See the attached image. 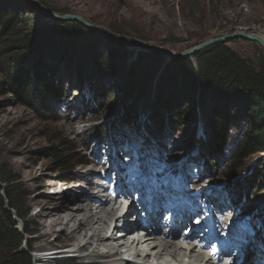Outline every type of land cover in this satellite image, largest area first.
Returning <instances> with one entry per match:
<instances>
[{
  "label": "rangeland",
  "instance_id": "1",
  "mask_svg": "<svg viewBox=\"0 0 264 264\" xmlns=\"http://www.w3.org/2000/svg\"><path fill=\"white\" fill-rule=\"evenodd\" d=\"M38 1L50 11L81 15L90 23L139 45L159 46L176 52L222 34L238 30L249 32L246 28L252 24L264 28V0ZM30 2L0 0V9L28 11L32 27L44 23L76 22L50 18L38 12ZM21 25L24 31L31 30L25 22ZM85 30L92 32L88 43L97 55L96 61H99L100 54L120 47L119 43L99 32L87 27ZM10 42L5 40L0 44V163L12 168L21 186L30 193L27 201V206L32 209L30 214L24 221L16 220L20 231L27 227L34 232L27 238L33 250V264H100L109 259L105 247H101L99 253L89 254L87 250L74 255L75 247L83 245L86 240L83 237L79 241L72 240V226L63 224L51 229V219L43 218V207L58 206L60 195L65 198L81 197L86 193L99 196L102 194L97 191L99 183L109 187L112 195L116 192L114 183L128 193L133 192L132 188L138 189L132 198L118 200L116 208H121L114 215L121 218L126 205L133 204L134 212L123 214L124 219L141 225L143 220L135 212L139 206L133 201L144 199L147 194L148 204L152 207L150 215L156 198L165 204V194L174 195L170 189L176 187V195L192 202L199 213L203 215L208 211L215 219L218 217L212 227V231L218 234L216 240L226 233L233 236L234 244L219 247L218 241L213 243L217 250L219 247L223 254H228H221L223 259L219 264H264V148L255 145L253 153H248L249 146L240 150L249 127L248 116L241 105L228 109V131L219 138L210 130V123L215 119L212 104L207 106L206 116L200 111L193 120L190 114L180 117L181 107L175 100L173 108L159 103V98L163 102L165 97L160 92L167 86V66L171 60L178 59H167L161 53L144 54L147 52L126 47L128 54L121 72L114 66L109 73L103 74L98 71L94 60L89 59L85 68L87 72L93 69L92 73L88 72L81 81L74 67L66 62L69 59L62 57L63 51H54L55 46L47 47L39 69L46 80L53 81L61 95L53 101L32 98L28 103L11 84L9 76L15 51L7 47ZM226 44L251 60H256L258 50L262 49L258 43L241 38ZM151 58L156 60L153 63L158 67L150 79V89L138 101L131 114L133 119L128 122L121 99L125 68L139 59L144 62ZM114 62L120 64L122 59ZM62 142L75 148L73 164L80 160L86 163L76 165L70 172L60 167L49 154V149ZM89 168L101 178L108 175L110 179L93 176L96 184L88 183L83 174ZM65 177H70V181L62 180ZM159 215L153 221H157ZM176 215L172 212L170 216L174 218ZM170 216L160 220L165 227ZM68 218L65 216L63 223ZM192 221L182 226L180 232L192 231L189 227L193 225ZM177 222L179 225L185 223L182 217ZM201 230V234H206L207 229ZM27 245L24 244L26 248ZM139 249L140 256L132 251L123 257L127 264L143 260L149 247L142 244ZM38 250L47 252L49 259L36 261ZM53 252L55 258L51 257ZM169 258L177 264L174 258Z\"/></svg>",
  "mask_w": 264,
  "mask_h": 264
},
{
  "label": "trees",
  "instance_id": "2",
  "mask_svg": "<svg viewBox=\"0 0 264 264\" xmlns=\"http://www.w3.org/2000/svg\"><path fill=\"white\" fill-rule=\"evenodd\" d=\"M23 22L26 26H31L30 31L23 30ZM30 23L28 11L8 10L5 7L0 9V44L5 40L11 41L7 47H12L15 54L11 60L12 71L9 77L11 84L16 87L14 90L25 102L30 103L32 98L53 101L61 95L53 81L46 80L39 69L48 46H55L57 49L54 51H63L62 57L69 59V62H66L70 67H74L75 74L81 81H84L82 78L85 79L89 72L86 71L87 67L85 68L89 59L94 60V64L99 68L97 70L103 74L109 73L114 66H117V70L124 69L128 54L126 46L119 44V48L115 47L107 54H100L99 61H96L97 55L95 56L88 43L92 32L86 31L79 22H59L53 25L44 23L33 27ZM118 58L122 59L120 64L114 62ZM153 60L151 58L143 62L139 59L125 66L121 99L123 114L129 117L126 119L128 122L133 119L131 114L136 110L138 101L150 89V79L158 67ZM92 70L89 73H92ZM97 70L95 71L98 72ZM50 74L53 75L52 70ZM165 84L167 86L160 92L161 95L165 94V97L163 102L162 98H159V103L173 108L175 100L181 107L180 117L190 114L193 120H196L200 111L206 116L205 110L212 104L211 110L215 119L210 123V130L219 138L228 131V109L241 105L248 116L249 127L240 150L249 146L251 150L248 153H253L255 145L264 148L262 49L258 50L256 60H251L224 42L215 43L198 51L192 59L171 60L167 66ZM74 149L68 143L62 142L50 148L49 154L60 167L70 172L76 165L86 163L84 160L72 163ZM62 180L70 181V177ZM29 197L30 193L21 186L14 170L0 163V264H33V250L27 238L34 235V232L27 227L21 232L16 220L19 218L24 221L30 214L32 209L27 206ZM25 243H28L27 248Z\"/></svg>",
  "mask_w": 264,
  "mask_h": 264
},
{
  "label": "bare ground",
  "instance_id": "3",
  "mask_svg": "<svg viewBox=\"0 0 264 264\" xmlns=\"http://www.w3.org/2000/svg\"><path fill=\"white\" fill-rule=\"evenodd\" d=\"M93 176H95V178H101V175L95 173L93 168H89L83 174V179L90 184H96L93 183ZM108 178L109 176L107 175L106 178L103 177L101 179L104 180ZM99 184L96 186L98 188V193H102L99 196H95L94 194L89 196L86 193L81 197L65 198L63 195H60L58 196L60 202L58 206L43 207L45 210L43 218L51 219V229L63 224L65 227L72 226V231L70 233L71 239L79 241L83 237L86 240L83 245L78 244L75 247L72 251L74 255L81 254L87 250L90 251L89 254L99 253L100 248L105 247L107 249L105 254L109 259L100 264H127L125 262L127 259H123V257L129 255L132 251H134L137 256H140L141 252L139 247L143 244L148 246L149 249L145 250L143 260L135 264H151V260L153 264H174L173 259L169 257L174 258L177 264H219L223 259L221 254L224 253L219 247L227 243L230 245L233 241V236L227 235V233L226 235H220L216 240L218 234L212 231V227L215 226L214 220L218 219V217L215 219V217H213L214 214L211 212L210 225L207 224L208 220L206 221V219L203 220V224L201 223L200 226H197L195 222H193L194 227L192 231L181 233L180 231H182V228L201 213L193 206L192 202L190 203L187 200L184 201L180 195H176L174 191L176 187L170 189L173 191L174 195H171L170 192L165 194L167 198L165 204L162 203L159 197L156 198V203L150 215L149 209L152 207L148 204L147 194H145L146 197H144V199H136V201H133L139 206L135 212H137L140 215L139 218L143 220L141 225L138 224L137 221L135 223H130L127 221V218L124 219L125 214L130 215L134 212L133 204L126 205L127 207L124 211L122 207L121 210L123 213H121V218L118 219V215H114L121 208V206L116 208L118 200L122 198L127 199L129 196L132 198L134 194L138 193V189L132 188L133 192L128 193L120 189L117 183H114L116 185V192L112 195L109 187ZM148 192H151L149 187ZM179 200L180 202L183 201L180 207L177 208L176 206L180 203ZM155 209L157 210L154 211ZM172 212H175V215L176 212H179L180 215L177 214L172 218L170 216ZM154 213L160 214L156 219L157 221H153V218L157 216V214H155V217H152ZM141 215L144 216L141 218ZM166 215L170 217L168 219L169 223L168 225L165 224V227L164 223L160 222V220L162 217H166ZM38 216L41 217V214ZM65 216L69 218L66 223H63ZM180 217H182L185 222L182 225H179L177 222ZM201 217L202 216H200V218ZM199 229H207L204 231L206 234H201ZM142 234L143 236H141ZM215 241L220 243L218 250L213 247ZM46 254L47 252L44 250H38L35 256L36 261L49 259ZM51 254V257L55 258V253L53 252ZM226 255L228 254H223V256Z\"/></svg>",
  "mask_w": 264,
  "mask_h": 264
},
{
  "label": "water",
  "instance_id": "4",
  "mask_svg": "<svg viewBox=\"0 0 264 264\" xmlns=\"http://www.w3.org/2000/svg\"><path fill=\"white\" fill-rule=\"evenodd\" d=\"M30 1L34 5V7L36 8V10L38 12H41L42 14H44L50 18H53V19H56L59 21H76V22H79L83 26H85L91 30H94L96 32L101 33L102 35L107 37L112 42L123 44L126 47H128L132 50L139 51V52L161 53V54L165 55L167 57V59H183V58H188V57H192V56L194 57L198 51H200L204 48H207L210 45H213V44L218 43V42L227 43L231 40L238 39V38L249 40V41H254V42L258 43L264 52V37L261 34L254 33V32H246L243 30H238V31H235L232 33H226V34H222V35H219L216 37H212V38L207 39V40H205V41H203L197 45H194L190 48H187L181 52H176V51H173L171 49L159 47V46H143V45H139V44H137L131 40H128L126 38L112 34L111 32L107 31L106 29L90 23L85 18H83L81 15L69 14V13L68 14H57V13L50 11L47 8L43 7L38 0H30ZM21 231L23 232V229Z\"/></svg>",
  "mask_w": 264,
  "mask_h": 264
},
{
  "label": "built area",
  "instance_id": "5",
  "mask_svg": "<svg viewBox=\"0 0 264 264\" xmlns=\"http://www.w3.org/2000/svg\"><path fill=\"white\" fill-rule=\"evenodd\" d=\"M249 32L261 34L264 37V28L260 24H252L246 28Z\"/></svg>",
  "mask_w": 264,
  "mask_h": 264
}]
</instances>
